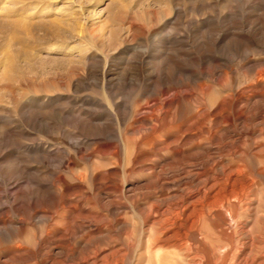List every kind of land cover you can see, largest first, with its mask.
I'll use <instances>...</instances> for the list:
<instances>
[{"label": "rangeland", "instance_id": "rangeland-1", "mask_svg": "<svg viewBox=\"0 0 264 264\" xmlns=\"http://www.w3.org/2000/svg\"><path fill=\"white\" fill-rule=\"evenodd\" d=\"M255 152L264 155V0H0V208L14 196L25 209L0 213L16 238L0 236V264H24L51 239L40 231L63 190L85 201L86 231L110 232L123 264H182L184 250L145 248L151 204L192 197L189 214L209 202L212 223V198L230 188L235 163L257 168ZM258 187L259 223L244 218L264 234V178ZM11 245L21 257L9 262Z\"/></svg>", "mask_w": 264, "mask_h": 264}, {"label": "bare ground", "instance_id": "bare-ground-1", "mask_svg": "<svg viewBox=\"0 0 264 264\" xmlns=\"http://www.w3.org/2000/svg\"><path fill=\"white\" fill-rule=\"evenodd\" d=\"M164 135H167L166 132H164ZM167 147L168 146H165V148ZM40 149L42 153L45 151L42 147ZM161 149L163 148L158 147L155 150V153L159 154V150ZM252 159L257 168L253 169L237 162L230 169L228 173L229 178L233 179L230 188L217 193L212 198V223L209 222V214L207 210L211 205L209 202L201 204L200 210L196 213L191 212L188 214L187 212H190L195 206L192 197H185L186 199H184V201L175 200L172 203H166V200H162V198H160L161 201H158L155 198V202L151 204V207L156 214L151 222L150 238L147 240L145 248L150 252L160 250L165 251L170 248L180 251L184 250L185 262L183 261L182 264H264V234H262L261 231L255 232L245 219L248 216H252L253 221L259 223L260 218V215L257 214L253 205L258 199V185L261 184V181L264 178V168H258V166L262 164L264 165V155H259L258 152H255L252 155ZM98 167L99 166H97V168ZM95 168H93V170ZM153 169L155 168L153 167ZM153 172L155 171L153 170ZM239 173L240 175L242 174L244 178L235 180V176ZM151 174L153 173L151 172ZM71 177L76 179L75 174ZM154 178L156 180L153 185H158L161 189L163 185L160 183L161 177L156 175ZM101 179L102 178L98 177L97 174L90 176V181L93 185V192H96L97 195L101 193L98 187ZM147 182L148 181H146V183ZM62 185H65L64 181L57 186V189L61 190ZM146 186L148 185H143V187ZM79 190L84 192L80 185ZM62 193H64L63 198L59 195L62 200L57 203L59 209L55 210V215H52L47 219L45 218L46 222L40 231V234L42 235H51V239L45 240L39 238L32 246L34 249L33 254L30 255L24 264H41L38 261L37 256H41L43 250H47L45 253L47 257L42 260L43 264H89V260H96L97 258L99 260V257H101V263L99 264H123V260L127 254L121 247L114 243L115 240L110 236V232L105 231L106 233H104L97 228L95 232H98L99 234L90 236L88 233L89 231H86L88 227L95 225L94 223L89 222L83 215V212H85V201L81 202L72 199V193H66L64 190ZM106 197L111 199L112 194L110 193ZM86 199H88V202L93 203L89 198ZM31 203L32 204L27 205L33 206L34 210H37L38 208L36 207V204L33 201H31ZM93 204L94 205L91 208H88L94 209L95 211H97L98 208L101 209L100 203L95 202ZM75 206H80V212L77 216L80 220L75 230L72 231L69 229V221L72 218L70 210ZM112 208L114 207L112 206ZM112 208L106 210L108 214L111 212ZM218 209L225 211L227 217L230 220L235 221L237 229L232 230L230 227L223 228L220 222L214 221V218L216 217L215 212L216 210L218 211ZM1 212L4 213L6 217L10 218L12 215L16 214L24 215L25 209L20 205L17 199L12 196L11 204L5 211L0 208V213ZM105 216L108 218L107 214L103 215V217ZM13 224L14 222L10 220L8 226H0V236L4 238L7 237L9 242L15 243V237L11 235L7 236L8 230L13 227ZM13 249L14 245H11L2 250V252L4 251L8 253L7 259L9 262L15 261L21 257V255H15L16 253L10 255L9 253L12 252ZM55 249L57 250L56 253H54ZM57 256L61 257L62 260L56 262ZM6 261L5 264H8ZM27 261L29 262L27 263ZM91 264L97 263L94 262ZM157 264H160V262H157Z\"/></svg>", "mask_w": 264, "mask_h": 264}]
</instances>
